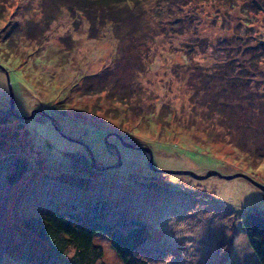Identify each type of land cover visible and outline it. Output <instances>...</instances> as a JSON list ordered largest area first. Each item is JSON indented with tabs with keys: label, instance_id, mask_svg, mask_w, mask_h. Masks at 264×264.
Here are the masks:
<instances>
[{
	"label": "rangeland",
	"instance_id": "rangeland-1",
	"mask_svg": "<svg viewBox=\"0 0 264 264\" xmlns=\"http://www.w3.org/2000/svg\"><path fill=\"white\" fill-rule=\"evenodd\" d=\"M52 4L0 0V264H36L48 253L23 217L100 195L124 200L146 221L169 252L154 264H260L242 226L248 210L264 213L256 184L242 175L154 170L146 151L113 133L106 144L105 135L148 145L159 168L243 171L264 185V0L123 1L129 19L107 18L97 28L83 11L59 4L44 22L43 7ZM42 26L39 37L26 33ZM216 88L253 98L230 111L215 100ZM33 107L41 111L22 116ZM241 121L256 131L242 124L236 134ZM19 157L26 167L9 182ZM172 217L199 232L175 239ZM95 237L105 261L123 264L103 233Z\"/></svg>",
	"mask_w": 264,
	"mask_h": 264
},
{
	"label": "trees",
	"instance_id": "trees-1",
	"mask_svg": "<svg viewBox=\"0 0 264 264\" xmlns=\"http://www.w3.org/2000/svg\"><path fill=\"white\" fill-rule=\"evenodd\" d=\"M52 1V7L49 6L47 9L43 7L44 22L49 21L53 15V7L59 4L69 11L76 9L83 11L84 15L91 19L92 27L97 28V24L99 25V22H104L107 18L112 20L114 25L129 19L130 12L128 11V15H125L120 11L119 5L123 1L134 2L135 0ZM256 8H260V6L253 2L251 9L256 10ZM93 18L97 21L96 23ZM44 26L39 28L40 30L37 32L28 29L26 33L29 34L31 31L33 33H30V36L39 37L42 33L38 34L44 29ZM216 68L214 67L213 70H217ZM228 71L231 72L232 70ZM237 73L241 74V70ZM234 75L232 74V77ZM83 82V87L87 92L93 89L86 77L83 78ZM211 87L215 88L213 85ZM101 89L107 90L106 87ZM220 91L216 88L214 98L219 102L223 99L224 102L230 104V111L236 107L244 109L246 105L248 106L247 100L253 98L247 93H242L240 97H236V92H224L223 94ZM225 96L231 97V100L227 101ZM118 98L121 100L124 97L121 95ZM233 99L238 100V105L237 103L233 104ZM60 105H62L61 102H55V109L61 110ZM251 108L253 109V106ZM5 122L0 117V124ZM242 124H246L250 132L256 131V124L241 121L235 127L239 128L238 131L234 130L236 134L240 131ZM243 129L240 134L245 131L244 126ZM233 140L236 141L235 138ZM67 152L71 159V152L73 151ZM14 167L13 171L6 174V179L9 182L15 181L22 173L26 167L25 160L20 157L16 158ZM125 205V201L122 199L111 200L102 195L97 197L77 196L67 199L63 209H58L56 205H46L41 207L36 214L23 217L21 226L43 240L48 247L47 255L36 264H112L104 260L103 248L100 243L95 241L98 232L107 237L109 244L123 264L159 263L166 255H169V252L162 247L156 238L150 235L146 221L138 214L130 212ZM242 226L248 246L256 256L257 261L264 264V213L258 210H248L242 217Z\"/></svg>",
	"mask_w": 264,
	"mask_h": 264
},
{
	"label": "water",
	"instance_id": "water-1",
	"mask_svg": "<svg viewBox=\"0 0 264 264\" xmlns=\"http://www.w3.org/2000/svg\"><path fill=\"white\" fill-rule=\"evenodd\" d=\"M8 91H9L10 105H12V103H13V95H12V89H11L9 81H8ZM38 111H41V110L39 108H37V107H33L28 114L22 115V116L23 117H28V116H31L34 112H38ZM110 133H113L115 136H117L119 138L120 142L123 145L128 146V147L139 148V149H142V150L146 151L147 154H148V160H147L148 161V165H149V167L151 169H154V170L160 169V170H165V171H169V172H177V173H179V172L188 173V174H190V175H192V176H194L196 178H203V177L208 176L210 174H217V175H220V176H223V177H226V178H229V177H232V176H236V175H242V176L248 178L251 182L256 184L260 189H262L264 191V185L263 184H261L259 181L255 180V179L251 178L249 175H247L243 171H234L232 173H221V172H219L216 169H208L205 173L200 174V173H196V172H194V171H192L190 169H176V168L170 169V168H159V167H156V166H154V164L152 162V151H151V148L148 145L135 144L133 142L126 141L117 132H107L106 133V135H105V143L106 144H109V142L106 140V137ZM116 154H117V158H118V162L117 163H119L120 162V158H119L118 151L116 152ZM90 156H91V159L93 160L92 155H90ZM93 163H94V161H93Z\"/></svg>",
	"mask_w": 264,
	"mask_h": 264
},
{
	"label": "clouds",
	"instance_id": "clouds-1",
	"mask_svg": "<svg viewBox=\"0 0 264 264\" xmlns=\"http://www.w3.org/2000/svg\"><path fill=\"white\" fill-rule=\"evenodd\" d=\"M212 213H207V216H211ZM168 225L175 234V239H181L186 236H194L199 232V226H193V222L191 221H181L177 222L175 217H172L168 221ZM198 257L185 256L186 260H194Z\"/></svg>",
	"mask_w": 264,
	"mask_h": 264
}]
</instances>
